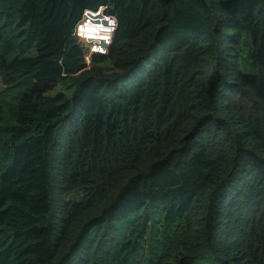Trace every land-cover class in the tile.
<instances>
[{
  "label": "trees",
  "instance_id": "1",
  "mask_svg": "<svg viewBox=\"0 0 264 264\" xmlns=\"http://www.w3.org/2000/svg\"><path fill=\"white\" fill-rule=\"evenodd\" d=\"M0 81V264H264V0H0Z\"/></svg>",
  "mask_w": 264,
  "mask_h": 264
},
{
  "label": "built area",
  "instance_id": "2",
  "mask_svg": "<svg viewBox=\"0 0 264 264\" xmlns=\"http://www.w3.org/2000/svg\"><path fill=\"white\" fill-rule=\"evenodd\" d=\"M109 9V5L85 9L74 27L73 36L83 50L85 69L91 68L96 54L110 51L118 21Z\"/></svg>",
  "mask_w": 264,
  "mask_h": 264
},
{
  "label": "rangeland",
  "instance_id": "3",
  "mask_svg": "<svg viewBox=\"0 0 264 264\" xmlns=\"http://www.w3.org/2000/svg\"><path fill=\"white\" fill-rule=\"evenodd\" d=\"M118 21V20H117ZM95 64L94 63H92V65H91V67L92 66H94ZM99 67L100 68H104L107 72H111V71H113V67L111 66V64L109 63V62H104V63H101L100 65H99ZM5 89V85H3L2 83H1V81H0V90H4ZM57 90H62V91H64V92H66L67 94H69L70 93V89L68 88V87H66V86H63V85H59L58 86V88H55L53 91H51V94H54V93H56L57 92ZM76 197V194H69L68 196H67V198H69V199H74ZM128 234H131V232H129Z\"/></svg>",
  "mask_w": 264,
  "mask_h": 264
}]
</instances>
